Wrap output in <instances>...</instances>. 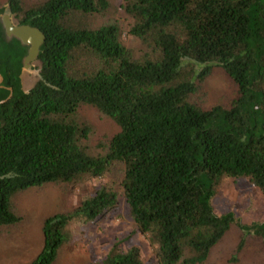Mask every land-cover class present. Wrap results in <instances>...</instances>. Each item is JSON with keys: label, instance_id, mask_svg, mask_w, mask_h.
<instances>
[{"label": "trees", "instance_id": "16d2710c", "mask_svg": "<svg viewBox=\"0 0 264 264\" xmlns=\"http://www.w3.org/2000/svg\"><path fill=\"white\" fill-rule=\"evenodd\" d=\"M15 25L44 35L37 80L24 91L28 46L7 39L0 9V226L21 221L12 198L45 184L103 178L120 185L136 230L156 264H203L237 226L264 246V222L243 225L212 206L223 178L264 196V0H9ZM119 12L128 28L111 17ZM124 36L132 41L126 44ZM216 69L236 89L228 106L195 100ZM10 90L12 91L11 97ZM117 132L94 141L83 110ZM101 188L72 211L46 218L29 264H53L71 223L116 207ZM91 264H143L140 249L115 243Z\"/></svg>", "mask_w": 264, "mask_h": 264}, {"label": "rangeland", "instance_id": "374dc122", "mask_svg": "<svg viewBox=\"0 0 264 264\" xmlns=\"http://www.w3.org/2000/svg\"><path fill=\"white\" fill-rule=\"evenodd\" d=\"M8 1L0 0V9H4V13H9ZM23 1L36 3L41 0ZM111 17L119 19L122 28L127 30L128 21L119 12H112ZM124 40L127 45L132 44L127 36ZM37 77L34 63L30 69L23 70V90L28 91ZM235 93L236 89L225 73L216 69L200 85L194 100L204 108L228 106ZM82 117L93 127L95 142L117 132L110 121L93 110H83ZM120 181L121 167L115 164L103 178H86L75 184L50 183L16 194L11 200V208L21 221L14 226H0V264H29L42 248L43 221L72 211L101 188L115 190L118 194L116 207L95 222L71 223L72 238L60 248L53 264H91L102 260L115 243H119L122 250L138 247L143 264H156L151 248L129 216ZM212 206L216 214L232 213L243 225L264 222V196L247 180L223 178ZM242 238L240 229L231 226L203 264H264V246L253 235L244 238L241 251L236 254Z\"/></svg>", "mask_w": 264, "mask_h": 264}, {"label": "water", "instance_id": "95a60500", "mask_svg": "<svg viewBox=\"0 0 264 264\" xmlns=\"http://www.w3.org/2000/svg\"><path fill=\"white\" fill-rule=\"evenodd\" d=\"M1 21L7 39L14 38L18 40L21 45L28 46L27 55L23 59V70L30 69L32 64L36 61L39 54V49L44 42L43 33L39 29L30 27L28 25H15L12 22L9 13H4L1 16ZM1 82L2 78L0 77V84ZM11 95L12 91L10 90L8 99L11 97ZM3 102H0V104Z\"/></svg>", "mask_w": 264, "mask_h": 264}]
</instances>
